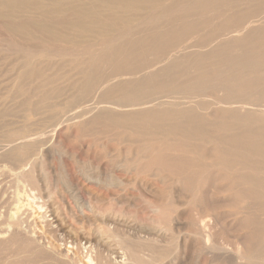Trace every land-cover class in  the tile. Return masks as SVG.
Returning a JSON list of instances; mask_svg holds the SVG:
<instances>
[{
	"label": "bare ground",
	"instance_id": "6f19581e",
	"mask_svg": "<svg viewBox=\"0 0 264 264\" xmlns=\"http://www.w3.org/2000/svg\"><path fill=\"white\" fill-rule=\"evenodd\" d=\"M0 27L23 53L22 75L44 96L63 103L50 119L69 115L73 126L93 131L102 120L108 128L118 127L116 133L130 138L124 167L151 172L155 183L170 188L162 196L164 188L151 185L159 197L147 207L154 214L148 216L153 239L138 236L146 226L126 217L108 218L114 226L110 233L104 226L94 230L91 223L97 217L83 211L73 216L88 229L75 233L66 218L48 220L46 201L31 192L41 188L34 171L38 167L44 172L43 163L35 162L32 171L21 170L19 176L33 190H17L1 200L0 264H167L172 246L182 244L186 250L194 243L201 244L200 253L214 264H264V0H0ZM67 56L73 58L74 73L50 74L39 62ZM188 70L196 73L186 79ZM94 100L97 107L90 105ZM95 109L97 115L88 119ZM48 127L43 125L40 137L27 136L0 149V163L7 157L20 165L26 162L47 145ZM9 167L18 172L16 165ZM94 179L107 187L118 181L100 175ZM69 182L60 177L65 187ZM204 182L207 189L202 190ZM220 194L224 200L216 197ZM191 197H203L199 206L212 213L205 215L198 206L185 221L183 205ZM221 203L236 209L226 213L233 217L229 227L244 231L235 246L218 241L216 230L225 214L218 212ZM33 207L40 210L46 230L34 229L27 221ZM108 210L102 209L106 215Z\"/></svg>",
	"mask_w": 264,
	"mask_h": 264
},
{
	"label": "rangeland",
	"instance_id": "374dc122",
	"mask_svg": "<svg viewBox=\"0 0 264 264\" xmlns=\"http://www.w3.org/2000/svg\"><path fill=\"white\" fill-rule=\"evenodd\" d=\"M22 55H23L22 52L17 51V44L14 41H12L11 38L7 37L5 35L4 30L0 27V112H2V113H0V115L5 113V111H6L5 108H7L8 111L5 113L6 115L4 114L2 116L4 118H7L8 114L10 116H12V117L9 116L7 119L0 118V122L2 119V122L0 123V128H1L0 134L2 136L5 135L4 133L7 134V135H5L4 138L0 137V149H2L3 147H7V149H9V146H7V145H10L11 142H14V143H11V146H13V144L14 145L20 144L22 141L25 140L24 137H27V136H29L30 139L40 137L41 128L43 127V125L45 123H48V126H49L45 130L47 132L45 135V138L47 140V145L42 147V148H38L35 153H33L31 156H29V159L26 162L21 164L22 167L15 160H10L11 158H9V157H7V159H4L5 162H7L9 164V166L14 167V165H16L15 168L18 169V172H16L17 170L14 168L16 173H14L12 167H9L7 163H5L6 165L4 164V167L7 166L8 170L6 167L5 168L3 167L2 164L4 163V160H3V163H0L2 165V166L0 165V174H2V177H1L2 179H0V180H5V179L11 177L9 180L7 179L3 182L0 181L1 182L0 183V197H1L0 207L1 208L5 207L2 204H4V202L6 200H8L12 196H14L13 193H15L17 190H20L22 193H23V191H27L26 189H28V191H31V189L33 190V188H31L32 186H30V183L29 184L26 183L28 181L23 182V180L22 181L19 180L20 179L19 176L21 173L20 171L26 170L28 172V170H29V172H30V169L32 171L33 164L35 162L36 163L38 162L39 165H40V163H43V167H44L43 173H41V172L39 173L37 171V170L40 171V168H38V167H37V170H35L36 172L34 171V176L37 178L36 181L37 182L39 181V183H37L35 181L37 188L38 187H41V188L37 189L34 186V190H36V189L37 190H36V192L35 191L34 192L31 191V192L33 194L37 195V197L40 196L42 198L43 202L46 201L47 210H48V212L50 211L48 213V216H49L48 220L55 221L53 219H55L58 216H59V218H62V217L66 218L67 222H68L67 224L68 225L70 224V226L73 224L72 225L73 227L71 226V228L75 229V230H73V231H75V233H78V231L82 230V228L83 229L85 228L86 230L88 229L87 224H82V223L80 224L77 221V219L74 218V216L76 217L78 212H79V214H78V216H79V215H81V211H83L84 213L86 212L88 216H91L94 218L97 217L95 219V221H96L95 224L97 226L94 225L95 221H93V223H91V224H93L91 226L93 227L94 230L95 229L97 230L98 228H101L102 226H104L102 229L106 233H110L111 231L114 230L113 229L114 226L111 225V223L109 222V219L112 217H126V218H129L131 220L138 221V222L141 221V224H144L146 226V230L144 232H141L142 234L138 235V233H137L136 235H138V236L141 235L144 238L149 237L150 239L151 238L153 239L154 235L152 234L153 232L150 231L151 227H149V226L152 224L151 220H152V218H154V216L152 217V215H154V214H151L152 212H150L151 211L150 208L147 209V207H149L150 203H155L156 201L159 200V197L157 198V196L155 195L156 193H155L153 187H156L155 185L159 186L160 184H157L153 181V178L150 176L151 172H144V173L139 174L137 171L135 172L132 170H127L124 167L125 166V159L123 157L125 156V158H126L129 150L131 149L130 141H129L130 138L127 135H122V134L116 133L117 132L116 128H118L116 126H112V128H108L105 125V121H103V120L99 121V123H96L93 126L94 128L97 129L96 131H93L92 127H82V126H78V125L73 126L74 120H69V117H70L69 115L62 118L60 121L50 119L51 114L53 112H55L56 110L61 109L62 106H60V105L63 103H61L60 99H58V100L53 99L52 100V98H50L49 96H44V93H40L38 91L35 83H32V80L30 78H28L25 75H22L23 72H26L25 69H22L20 67V63H21L20 61H21ZM148 58L151 59V57H148ZM70 59H73V58L69 57V56H67L65 58H59V57L46 58V57H43V58H40L39 62L40 63L42 62L41 66H42L44 71L47 69L46 70L47 73H50V74H53V73H55V74H57V73L68 74V73L76 72L75 69L71 66V62H70L71 60ZM13 60H14V62H13ZM53 62H55V64ZM67 62H69V64ZM60 66H61V68H60ZM70 70H72V71H70ZM187 72L188 73H187L186 79L193 77L196 73L193 70H188ZM191 72H193L194 74ZM191 74H192V76H191ZM23 80H24V82H23ZM18 82H19V84H18ZM21 83H23V85H21ZM26 83H27V85H26ZM25 85H26V87H25ZM19 88L23 89V94H22L21 90H19ZM16 94H18V96ZM19 95H21L22 97ZM39 95L41 98L39 97ZM16 97H17V99H15ZM11 98L13 101L11 100ZM25 99H26V101H23ZM5 101H6V103H5ZM95 101L96 100L92 101L90 103V105L95 107L96 106ZM15 104H17V105H15ZM57 104H58V106H57ZM13 105L15 107L16 106L17 107L15 108ZM10 107H12V108H10ZM22 109L24 111H22ZM79 109H77V110H79ZM12 110L14 113L12 112ZM19 110H21L22 112H20ZM10 111L12 113H10ZM15 113H17V114H15ZM48 113H49V115H48ZM93 113L91 112L88 115V119H90V118L92 119V117L94 118V115L95 116L97 115L96 109L93 110ZM33 115H35V116H33ZM2 116H0V117H2ZM5 116H7V117H5ZM18 116H19V118H17ZM89 116H91V117L89 118ZM47 117H48V119H47ZM6 120H7V124H6ZM19 121H21V122H19ZM59 123H61V124H59ZM4 124H6L7 126ZM11 124H13V125H11ZM62 127H64V128H62ZM69 127H71V128L68 129ZM104 128L106 130H103ZM51 130H52V132H51ZM71 131H73V132H71ZM49 139H51V140H49ZM2 140H4V141H2ZM56 143H57V145L59 144L58 146H60L59 148H57L58 146L56 145V148L57 149L61 148L63 150H61V149L57 150L55 148ZM0 152H1V150H0ZM44 153L47 155L44 156ZM40 154L43 156V158L40 156ZM35 157H38V158H35ZM44 157H47V158H44ZM40 158H41V160L44 159L43 162H41ZM44 163H46V165ZM9 168H11V169H9ZM3 169H4V171H3ZM62 170L65 172H63ZM5 171H7V173H5ZM2 172H4V173H2ZM46 172H48V173H46ZM111 172H112V176L110 174ZM100 173H102L103 175ZM3 174H4L5 179H3ZM14 174H15V177H14ZM35 174H37L38 177ZM39 174H40V176H39ZM59 174L61 176L65 175L67 182L70 181L68 183L67 187H65L63 184L60 183V177L61 176ZM66 174H68L69 176ZM85 174H86V176L88 175L87 176L88 179L86 178ZM94 174L100 175V177L102 176V178H104V179L107 177L108 178L114 177V178L118 179V181H116V183L112 184L111 186L108 185V187H107V185L97 183L96 180L94 179V176H95ZM104 174H106L107 176H105ZM16 175L19 178H17ZM5 176L6 177L8 176V177L6 178ZM43 176H45L44 177L45 180L43 179ZM47 176H49V177H47ZM89 176H92L93 179H92V177H89ZM13 177L15 178V180ZM67 177H69V178L67 179ZM49 180H51V181H49ZM8 181H9V184L11 186L8 184ZM11 181H13V183H10ZM16 181H20V183L16 182ZM44 181H45V183H44ZM71 181H72V183H71ZM22 182L25 183V186L28 185V188H27V186L25 187L24 184L20 185V184H22ZM15 183L18 185H16ZM51 183H52V185H51ZM71 184H73V185H71ZM206 184L207 183L204 182L202 184L203 187L201 186L200 189H202V190L207 189V188H205ZM221 184H225V183H221ZM221 184H218V185L221 186ZM47 186H49V187L47 188ZM7 187H8V189H7ZM18 188H21V189H18ZM45 188H46V190H45ZM58 188H60L62 190H60ZM85 188H87V190L88 191L90 190L91 192L89 191L90 193L86 194ZM158 188H161V189L164 188L162 196H165L166 193H168L170 190L169 187H164L162 185H160V187H158ZM49 189H50V191H49ZM1 190H3V191H1ZM7 190H8V192H7ZM73 190H75V191H73ZM11 191H14V192H11ZM3 192L4 193L6 192V193L4 194ZM37 192H39L40 195ZM48 195L50 197H48ZM100 195H101V200L99 199ZM223 195H225V194H220V195H217L216 197H219V198L221 197L220 198V201H221V200L225 199ZM3 196H4V198H3ZM45 198H46V200H45ZM102 198H103V201H102ZM2 199L4 200V202L1 201ZM47 199H49V202H47ZM155 199H157V200L154 201ZM215 199H217V198H215ZM52 200H54V201H52ZM202 200H203V197H198V198L194 199V201H193L192 197L189 199H186V204L183 205V207L185 208L184 210H186L188 212H186V211H183V212L185 214L187 213V215H186L187 217L182 212L184 214L182 218L185 221H188L189 218H193L194 215L197 213V211L200 210L197 207L199 206V204L201 203ZM189 202H190V204H189ZM53 203H55V204H53ZM87 204L89 206L91 204L92 205H91V207H89ZM59 205H60V207H59ZM219 205H222V208L219 209L218 212L225 213V214L224 215L222 214L224 219H222V217H220L221 221H220L219 227H218L219 230L218 229L216 230V232L218 233V241L220 243L224 242V243H228L232 246H235V244L238 242V239L240 237H242L241 235L244 234V231H238L237 232V230H236L237 227H235L236 229L234 227H229L228 223H230V220H232L233 217L229 218V216L226 213L234 212V211H236V209L233 207H223V203H221ZM87 207H88V209H87ZM202 207L199 206V208H201V210L203 212H205L204 213L205 215H209L212 213V212H210L209 208H206L205 206H202ZM50 208H52V209L50 210ZM95 208H97V209H95ZM3 209H0L1 213H2V211L4 212ZM33 209H34V207H33ZM54 209H55V211H52ZM93 209H94V211H92ZM98 209H101L100 210L101 214L99 213ZM102 209H104V210L110 209V210H108L109 211L108 215H106L107 212L104 211V212H106V214H105L102 211ZM119 209H121V210L123 209V210L121 211ZM32 211H34V212H32ZM95 211L98 213H96ZM28 212H29V214L27 216L28 220L27 219L26 220L29 222V224L30 223L32 224V227L34 229H39V230H41V229L46 230L47 229L45 226L46 223L43 222L44 219L42 218L40 210H38V209L36 210V208L34 210H32L30 208V210ZM75 212H77V213H75ZM121 213H122V215L124 213V216H122ZM89 214H91V215H89ZM94 214H95V216H94ZM114 214H117V216ZM192 214H194V215H192ZM110 215H112V216H110ZM98 216H99V218H98ZM148 216H151L152 218L148 217ZM135 217H137V218L135 219ZM225 217H227V218L225 219ZM104 219H106L108 222ZM137 219H139V220H137ZM143 220L145 221V223L143 222ZM71 221H73V222H71ZM98 226H101V227H98ZM148 227H149V229H148ZM227 227H229L228 230H227ZM90 229H91V227H90ZM230 229H232V230L235 229V231H232ZM59 230H61V229L59 228ZM245 231L247 232L248 230H245ZM145 232H147L146 234H148V235H146ZM62 233H64V232H62ZM229 233H230V235H229ZM149 234H152L153 236H151ZM173 241L175 242L176 240L174 239ZM196 244L195 243L192 244V246H189L186 250L184 249L182 244H181V247L180 246L179 247L172 246L170 248V250H172L174 252L171 255V257L167 260L168 261L167 264H169L171 262V260H173L174 264H176V262H177V264H180V263L181 264L182 263H184V264H198V263L201 264V262H203V264H214V263H211V260L209 259L208 255L200 253L199 249L201 248V244L198 243L197 246H196ZM194 249L195 250L197 249L198 251L196 250L197 252H195ZM182 255H184V256L181 257ZM206 259H207V261H206ZM204 261H206V262H204ZM216 263L219 264V262H216Z\"/></svg>",
	"mask_w": 264,
	"mask_h": 264
}]
</instances>
